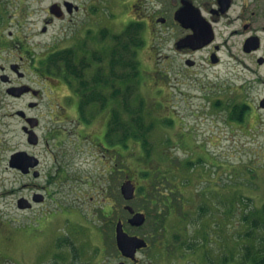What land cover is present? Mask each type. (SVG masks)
I'll return each mask as SVG.
<instances>
[{
  "label": "rangeland",
  "instance_id": "1",
  "mask_svg": "<svg viewBox=\"0 0 264 264\" xmlns=\"http://www.w3.org/2000/svg\"><path fill=\"white\" fill-rule=\"evenodd\" d=\"M63 1L3 0V4H9L11 13L18 17L27 15L28 25L37 32L45 18L52 14L50 6ZM81 1L89 3V0ZM108 1L98 0L100 15L105 12ZM85 19L84 14L75 16L73 22L56 17L48 34L37 36L35 40L42 44L60 42L62 48L56 52L68 49L73 46L70 43L73 39L68 36L79 31ZM23 21L26 22L25 18ZM125 28L122 22L116 21L114 29L107 30L109 34L106 28L92 33L93 37L89 34L90 49L100 52L105 61L87 67L86 78L89 79L99 65L111 72L113 50L118 46L114 35L121 34ZM104 33L108 34L107 38L103 37ZM140 33L142 44L133 46L138 60L135 94L127 100V89L130 88L127 83L135 77L131 75L133 69L114 67L120 75L130 70V79L114 78L108 73L110 84L102 91L108 95L109 107H102L97 101L88 105L82 115L96 112L98 117L93 120L98 129L109 115V129L115 111L120 113L121 120H127L126 106H133L145 124L152 125L147 135L150 156L146 155L142 141L128 138L122 145L118 142L119 137L112 134L111 142L119 153L111 164H118L108 175L104 170L108 166L103 165L99 151L92 149L89 152L86 144H79L76 137L78 112L66 125L70 133L62 145L51 141L50 150L47 151L45 146L37 149L43 158L44 169L39 178L8 170L7 152H2L0 264H72L75 258L79 259L78 264H91L89 260L95 255L93 260L103 259L104 252L110 257L115 256L119 252L116 244L119 219L124 220L130 234L148 239L151 247L141 252L152 254L155 264H239L245 244L254 241L255 233L248 237L252 225L243 218L264 203V108L259 106L264 97V70L261 68L262 73L257 77L249 70L252 66L250 58H245L243 64L230 61L226 53L220 64L213 65L208 59V50L193 54L196 64L189 66L186 56L172 47L169 34H163L166 39L160 40L151 28L144 32L140 29ZM74 50L75 60L86 58L75 46ZM63 71L68 74L65 69L56 71L63 78V98L75 92L80 94L77 79L71 77L70 84ZM227 77L232 92L221 89ZM115 89L119 91L118 96ZM52 95L61 100L57 94ZM76 97L80 111L81 94ZM235 99L250 105L242 120H237L235 111L226 106L233 105ZM2 148L4 150L6 146ZM123 158L130 167L129 178L133 177L145 190L152 186L138 170L154 171L158 166L163 170L167 167L174 170L178 167V171L168 174L169 182L165 180L166 183L159 186L160 200L174 197L175 208L171 212L162 204L161 207H149L150 199L144 198L149 194L145 192H137V197L129 202L124 200L121 185L128 177L123 171ZM185 160L193 164L182 172L180 170L187 167ZM61 169L66 172L58 173ZM28 184H37L39 189L47 186L51 191L48 202L30 210L20 209L18 198L32 193L33 187ZM170 188L175 192L170 193ZM104 199L109 201L113 211L109 219L102 214ZM128 203L137 211L147 213V221L142 227L127 223L130 215L124 205ZM63 209H73L75 216L46 220L47 213H64ZM193 243L195 246L189 248ZM166 252L176 253L168 259Z\"/></svg>",
  "mask_w": 264,
  "mask_h": 264
},
{
  "label": "flooded vegetation",
  "instance_id": "2",
  "mask_svg": "<svg viewBox=\"0 0 264 264\" xmlns=\"http://www.w3.org/2000/svg\"><path fill=\"white\" fill-rule=\"evenodd\" d=\"M66 1L73 3L71 11L65 6ZM115 1L109 0L105 12L100 15L98 0H89L88 4L82 3L81 0H64L62 4H57L59 14L49 10L53 15L47 16L40 30L35 32L33 26L28 25L27 15L18 17L12 14L9 4L5 5L3 0H0V160H2L1 153L7 152L8 170L39 178L44 173V169L43 158L37 149L45 146L47 151L50 150L51 141L62 145L63 139L70 133L66 125L73 121L76 112H78L76 137L79 144H86L89 152L92 149L99 151L100 160L104 166H108L104 169L107 174H112L115 165L118 164L114 166L111 164V161L117 157L119 149L114 146L108 135L109 115H106L105 123L101 128H95L93 119L98 115L96 112L82 115L84 113L82 108L81 112L79 111L80 105L76 97L80 95L79 93L68 94L63 98L64 95L61 94L65 90L63 78L57 74L59 72L56 73L58 59L52 56L62 48L59 47L60 42L42 44L35 40L37 36L48 34L56 17L73 22L75 16L84 14L86 19L80 25L81 29L68 36L73 39L70 42L73 46L69 48L75 46L86 57L90 56L91 60L93 53L97 51L90 49L89 34L97 33L100 28H106L108 33L114 29V23L117 21L122 22L124 27L135 24L143 32L151 28L160 40L166 39L163 34H169L172 47L186 56V63L189 59L194 61L193 66L196 64L193 54L208 50V59L213 65L220 64L224 60L223 54L226 53L230 61L243 64L246 63L245 58H250L252 66L249 70L257 77L262 73L261 68L264 70V0ZM193 36H196L198 41L192 45L188 39ZM63 73L64 76L67 75L65 71ZM228 79L230 78H225L221 88L224 92L233 91V88L229 87ZM52 94H57L61 100L53 97ZM235 100L233 105H226L230 111H235L240 106H245L246 109L250 106ZM263 101L264 97L259 102L261 109L264 108ZM87 108L88 106H85L84 110ZM3 146H6L4 150ZM17 154L26 157L27 161L23 163H27L24 167H19L18 162L15 163ZM122 163L123 171L129 178L130 167L124 158ZM60 172L65 173L66 170H58V173ZM27 186L33 187L32 193L18 198V200L25 198L32 204L27 210L33 209L35 205H43L50 199L51 191L47 186H42L40 189L37 188V184ZM136 186L138 188L137 184ZM170 189L175 191L176 187ZM144 198L149 201L150 195H145ZM104 201L102 214L109 219L113 211L109 207V201L106 199ZM126 205H124L125 210H127ZM62 211L64 213L54 212L53 215L48 213L44 215L49 221L55 217L64 216L71 219L70 216H75L73 209ZM127 212L130 215L126 220L128 223L132 214L128 210ZM145 214L148 218L146 212ZM148 243L150 248L151 243L149 241ZM148 248L139 250L134 257H127L120 251L110 257L104 252L105 254L101 256L104 257L103 259L93 260L95 255L89 262L91 264H155L152 254L148 252L144 255L146 252H141ZM175 253L166 252L165 256L168 259L173 258ZM99 254L101 255V252ZM75 260L72 264H78L79 259L75 258Z\"/></svg>",
  "mask_w": 264,
  "mask_h": 264
},
{
  "label": "trees",
  "instance_id": "3",
  "mask_svg": "<svg viewBox=\"0 0 264 264\" xmlns=\"http://www.w3.org/2000/svg\"><path fill=\"white\" fill-rule=\"evenodd\" d=\"M141 36L142 34L140 33V29L135 24L128 25L121 34L114 35V37L118 41V46L115 48V50H113V66L111 68V72H107L106 68H103L102 65H99L96 67L95 73L91 75L89 79L86 78L84 71L90 65L93 66V63H101L104 61V58L100 52H94L92 60H89L88 57H83L75 60L74 56L76 55L74 48L60 50L52 55L53 57L58 59L57 71L61 72L65 68L68 71V74L65 75L66 80L71 84V77H73L79 82L77 90L81 94L80 104L82 107V112H84L85 106L96 103L97 101L101 102L102 107H109L110 100L108 98V95L104 94L102 91L103 88H107L110 84V76H108V73L109 75H113L114 78H119L118 76H120L122 79H125L126 77L130 79V70L129 72H123V75H120L116 73L115 68H117V66L128 68L130 67L131 69H133L131 75L135 77H132L131 81L129 80L127 83L130 87L127 89V100L129 101L128 97H132L135 94V82L138 81V60L135 57L136 50H133V46H139L142 44ZM103 37H108V34L104 33ZM114 91L118 96L119 91L117 89H115ZM218 104H220V102ZM133 109V106H126V112L128 115L127 120H121L122 118L120 117V113L118 111H115L114 119L109 124L108 135L110 136L113 134L116 137H119L118 142L119 144L122 143V145L126 144L125 140L128 138L140 140L142 141V145L146 150V155L150 156V150L148 148L149 140L147 135L151 130L152 125L145 124L142 116L137 115ZM245 110V106H240V108H237L234 112V114H236L235 118L238 120H242L244 113H246ZM185 161H187L185 163L187 167L186 169L180 170L182 172L190 169L191 165L193 164L188 160ZM178 170V167H176V169L174 170L169 167L163 170L161 166L156 167L154 171L150 169L138 170V174H140L142 178H145L149 181L150 187L152 186L150 189L146 188V190L143 186L139 187V192H145L146 194L150 195L151 204L149 207H161L162 204L165 205L166 211L168 212H171V210L175 208L173 196H168L166 201H164L160 200L158 195L160 192L159 186L164 185L163 183H166L165 180L169 182L170 178L168 177V174L170 172H176ZM170 184H172L171 180ZM174 192L175 191L170 190V193ZM150 210L151 209H149V211ZM251 212V215L245 214L243 220L244 222H249L252 225L250 232H248V237H251L252 234L255 233V235H253L252 237L254 241L250 244H245L239 264H264V203L259 208L254 209ZM158 214H160L159 216L162 217V213H160V211L158 212ZM161 223L163 224V221ZM193 246H195L194 243L192 244V246L190 244L189 248H192Z\"/></svg>",
  "mask_w": 264,
  "mask_h": 264
},
{
  "label": "water",
  "instance_id": "4",
  "mask_svg": "<svg viewBox=\"0 0 264 264\" xmlns=\"http://www.w3.org/2000/svg\"><path fill=\"white\" fill-rule=\"evenodd\" d=\"M65 5L69 8L70 11L72 10L71 8V6L73 5L72 2L66 1ZM58 8H59L58 5L54 4L50 7V10L54 14L58 15L59 14ZM189 40L193 45L195 41L196 42L198 41V38L196 36H193L190 37L188 41ZM213 61L216 62L217 60H213ZM194 63L195 62L190 59L187 60V64L190 66H192ZM262 104L264 105V101L262 102ZM14 161L15 163L18 162L17 165L19 167H24V165H26L27 163V162L23 163L27 160L26 157H24V155L22 154H17L15 156ZM121 192L126 200H133L136 192L135 183L131 179L126 180L121 186ZM18 206L21 209H26L32 207V204L25 198H21L18 201ZM126 209L133 214L128 220L129 224H131L132 226L139 227L146 222V215L143 212H135V209L132 205H127ZM116 242L120 252H122L127 257H134L136 255V252H138V250L148 247V242L145 238L139 235H132L125 230L122 219L118 220L116 224Z\"/></svg>",
  "mask_w": 264,
  "mask_h": 264
}]
</instances>
